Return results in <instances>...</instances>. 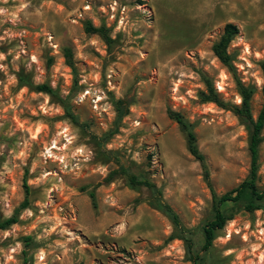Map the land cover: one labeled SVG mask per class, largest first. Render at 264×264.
Returning a JSON list of instances; mask_svg holds the SVG:
<instances>
[{
    "label": "rangeland",
    "instance_id": "1",
    "mask_svg": "<svg viewBox=\"0 0 264 264\" xmlns=\"http://www.w3.org/2000/svg\"><path fill=\"white\" fill-rule=\"evenodd\" d=\"M226 23L238 28L227 47L232 68L212 51ZM88 24L104 26L110 45ZM262 63L264 0H0V223L16 217L0 228V264H193L146 187L121 175L104 181L117 167L105 153L161 189L199 249L212 193L250 172L249 131L203 98L206 81L226 103L240 102L238 81L252 89L256 118ZM42 83L54 95L36 88ZM112 96L132 102L103 140L114 128ZM261 136L256 184L264 191V126ZM225 210L232 219L200 251L201 264H264V201Z\"/></svg>",
    "mask_w": 264,
    "mask_h": 264
},
{
    "label": "trees",
    "instance_id": "2",
    "mask_svg": "<svg viewBox=\"0 0 264 264\" xmlns=\"http://www.w3.org/2000/svg\"><path fill=\"white\" fill-rule=\"evenodd\" d=\"M86 31L91 33H99L106 43L110 45L112 38L108 34V30L104 26L93 27L91 24L86 26ZM238 32V28L233 23H226L223 27V32L220 38L213 43L212 51L217 59L223 63L228 68H232L231 56L227 51L229 42L233 36ZM66 62L68 65H72L71 51L69 48L65 50ZM262 69L264 74V63H262ZM206 84L209 87V95H203L205 100L213 101L217 105L230 110L239 121L246 126L249 131V142L248 149L250 152V172L249 176L244 179L239 185L226 191L221 195H216L212 193V202H211V216L206 219L201 227L203 242L199 249L195 248V243L193 237L183 225L181 224L177 214L173 209L162 200L161 189L151 180L146 178L144 175L136 173L130 165L122 162L121 158L111 151L106 152L109 159L113 160L117 167L110 170L107 176L104 178L105 182L112 181L115 177L121 175L126 178L127 185L131 188L146 187L152 194L155 199L158 200L160 208L166 212L172 219L173 223L179 230L178 238L182 239L185 242L189 258L193 264H201V255L200 251L208 250L217 236V233L224 227L226 222L232 219V213L225 210V206L229 203H240L244 210L253 211L261 208L262 202L264 201V191L260 190L256 184V175L258 168V148L260 143L263 140L261 136V131L264 126V101L259 110L256 118L253 117L251 111L250 99L252 95V89L243 85L238 81L241 100L239 103H226L220 100L217 97L214 89L209 85V82L206 81ZM36 88L40 91L54 95L53 89L45 83L38 84ZM264 92V86H263ZM111 104L115 109L116 115L114 119V128L107 133L103 140H107L113 134L118 131V127L122 121V118L126 116L129 112V105L132 100L129 98H115L111 97ZM169 116L175 119L179 124L185 127L179 113L174 111H169ZM72 121H75V118L71 116ZM187 143L190 153L203 164L204 157L200 153L195 143V135L192 131L187 130ZM205 179L207 180V172H204ZM25 197L20 203V208H25L28 205V187L25 184ZM90 197L94 199V192H90ZM16 222V217L13 215L0 223V228H5L6 226Z\"/></svg>",
    "mask_w": 264,
    "mask_h": 264
}]
</instances>
